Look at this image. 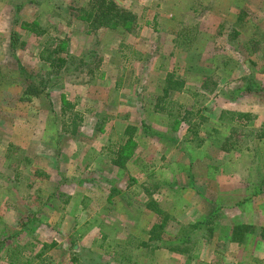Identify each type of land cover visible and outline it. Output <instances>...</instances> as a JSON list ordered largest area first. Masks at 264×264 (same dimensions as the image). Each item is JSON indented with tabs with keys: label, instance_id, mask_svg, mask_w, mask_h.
Here are the masks:
<instances>
[{
	"label": "rangeland",
	"instance_id": "374dc122",
	"mask_svg": "<svg viewBox=\"0 0 264 264\" xmlns=\"http://www.w3.org/2000/svg\"><path fill=\"white\" fill-rule=\"evenodd\" d=\"M88 1L0 0V264H264V0Z\"/></svg>",
	"mask_w": 264,
	"mask_h": 264
},
{
	"label": "trees",
	"instance_id": "16d2710c",
	"mask_svg": "<svg viewBox=\"0 0 264 264\" xmlns=\"http://www.w3.org/2000/svg\"><path fill=\"white\" fill-rule=\"evenodd\" d=\"M78 17L82 19L84 22L91 23L96 27L104 26L109 28H115V27L128 28L133 21V16L129 12L123 10L122 8H119L111 0H89L87 6L80 10ZM21 27H23L27 32H30L37 36L46 33V29L36 21H32V22L22 21ZM13 44L14 42H12V45ZM12 48L14 49V45L12 46ZM56 51L59 50H54L53 51L54 55L57 54ZM81 59H82L81 64L83 65L86 64L87 61L83 60L84 58ZM67 63H68L67 58L53 57V61L50 63V66L52 67L53 70L60 71L68 67ZM173 84H176V82L172 80V77L170 75V77L167 79V85L163 90L164 95L167 94L168 89L173 87ZM29 85L30 87L28 89V92H34L36 94H39L40 89L38 88V84L36 82H30ZM256 89H259L258 85H256V83L252 80V78L247 79V83L245 87L234 88L236 92H242V93L243 92L250 93L252 91H255ZM72 108H73V104H71L67 100H63V107H61L62 113H65L66 111H71ZM79 119L80 116H78L77 114L72 115V119H71L72 134H75L77 131L78 121L76 120ZM141 125L143 129L148 128V126H146L144 123H142ZM137 129H138L137 126L128 124L124 130V134L131 139L135 135ZM151 134H154L155 136H159V133L157 132H152ZM207 222H209V219H202L196 221L194 227L196 225L198 226L201 224H206ZM238 228L239 227L233 228L232 231L233 237L236 235V229Z\"/></svg>",
	"mask_w": 264,
	"mask_h": 264
}]
</instances>
